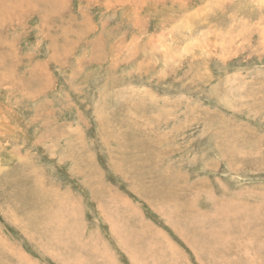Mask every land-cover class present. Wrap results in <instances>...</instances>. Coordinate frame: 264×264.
<instances>
[{"label": "rangeland", "instance_id": "1", "mask_svg": "<svg viewBox=\"0 0 264 264\" xmlns=\"http://www.w3.org/2000/svg\"><path fill=\"white\" fill-rule=\"evenodd\" d=\"M0 264H264V0H0Z\"/></svg>", "mask_w": 264, "mask_h": 264}]
</instances>
